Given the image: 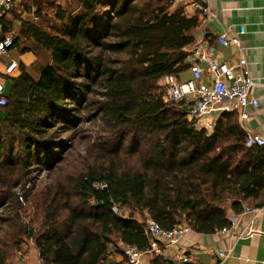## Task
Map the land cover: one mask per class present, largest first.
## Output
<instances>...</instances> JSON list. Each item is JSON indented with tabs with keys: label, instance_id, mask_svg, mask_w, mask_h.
Masks as SVG:
<instances>
[{
	"label": "trees",
	"instance_id": "16d2710c",
	"mask_svg": "<svg viewBox=\"0 0 264 264\" xmlns=\"http://www.w3.org/2000/svg\"><path fill=\"white\" fill-rule=\"evenodd\" d=\"M75 2L69 10L37 0L38 22L15 16L20 26L12 49L35 53L34 45L50 62L35 53L38 75L21 66L11 80L0 117V150L7 154L0 169L18 170L16 186L24 189L30 167L45 165L63 147L57 137L73 117L81 123L79 117L89 116L99 133L79 176L32 200L30 209L41 214L33 221L21 216L29 195L22 203L7 190L11 209L0 205V264L20 250L21 237L33 240L41 264H104L121 244L147 250L146 219L164 230L184 224L212 235L230 226V212L263 207L264 147L246 146L237 114H220L208 132L188 120L185 102L163 98V79L190 67L199 19L176 0ZM13 24L3 18V34ZM8 137L16 139L17 154L4 145Z\"/></svg>",
	"mask_w": 264,
	"mask_h": 264
},
{
	"label": "crops",
	"instance_id": "0c3cea01",
	"mask_svg": "<svg viewBox=\"0 0 264 264\" xmlns=\"http://www.w3.org/2000/svg\"><path fill=\"white\" fill-rule=\"evenodd\" d=\"M208 7L212 16L206 19L198 17L200 23L194 33L196 43L188 48L189 56L194 48L201 45L208 53L211 51L209 54L211 58L219 62H230L239 57L246 59L248 72L257 84L251 96L258 101L259 105L257 108H247L248 118L245 120L240 118L239 113L236 114L248 136H264V0H208ZM33 13L38 20L31 18ZM15 15L21 19H25L26 16L33 22L39 21L34 3L17 1L13 13L5 18L8 22L20 25V20L15 19ZM241 28H244L245 33L240 36L239 48L219 44V35L228 33L229 36H233ZM3 59L4 63L0 62V76H3L5 67L11 61L19 65L12 78L20 75L21 66H24L27 72H31L38 61L35 53L21 51L9 54ZM191 77L192 71L189 67L177 80L186 81ZM12 78L5 77L8 93ZM0 112L4 114L2 110ZM219 251L228 252V257L218 259ZM27 253L23 255L24 260L17 258L11 264H41L35 247L32 252L29 250ZM119 253L120 250L116 252V255H110L108 259L125 264ZM179 254L189 258L188 264H264V206L255 214H242L235 229L227 233L204 235L189 230L181 240L179 248L162 249L159 257L144 255L142 264H156L155 258L165 260L167 264H179L175 258V255Z\"/></svg>",
	"mask_w": 264,
	"mask_h": 264
},
{
	"label": "built area",
	"instance_id": "2783aa9c",
	"mask_svg": "<svg viewBox=\"0 0 264 264\" xmlns=\"http://www.w3.org/2000/svg\"><path fill=\"white\" fill-rule=\"evenodd\" d=\"M19 0H0V22L3 18L12 14L14 6ZM37 0H22L23 3L33 4ZM184 7V12L190 17L210 18L212 16L208 7V0H176ZM27 16V13H26ZM25 18H28L26 17ZM31 18L38 20L33 13ZM244 28H241L233 36L224 33L218 36V42L225 47H240V36ZM14 45L12 33L3 34L0 29V56H8ZM211 52V51H210ZM210 52L203 46L194 48L189 56L192 77L186 81H179L174 76H166L163 81L165 86V102H185L188 110V120L192 121L198 128H205L212 132L218 116L224 112L239 113L240 118H248L247 108H257L259 103L252 98L251 92L257 86L247 69V61L239 57L230 62H219L210 57ZM19 65L11 61L0 76V110L7 105L8 90L6 78H12ZM246 146L264 147V136L250 135L247 137ZM96 188H104L105 184H96ZM114 213H119L118 208L113 207ZM258 208L246 207L242 214L258 212ZM229 213L230 226L220 230L227 233L235 229L240 216ZM190 229L184 224L178 225L171 230H164L156 223L147 219L144 225V233L149 240L146 251H139L135 246L120 245L118 254L125 264H142L144 255L159 257L162 249H177L181 240ZM248 234V233H247ZM228 252H217L218 259L227 258ZM179 264H188L189 258L185 255H175ZM22 260L24 257L22 256ZM104 264H120L116 260H107ZM171 264V263H170Z\"/></svg>",
	"mask_w": 264,
	"mask_h": 264
},
{
	"label": "rangeland",
	"instance_id": "374dc122",
	"mask_svg": "<svg viewBox=\"0 0 264 264\" xmlns=\"http://www.w3.org/2000/svg\"><path fill=\"white\" fill-rule=\"evenodd\" d=\"M51 2L56 4H61L64 7H68L69 10L76 9V2L75 0H51ZM49 17L54 16V11L46 10L44 11ZM17 17V15H15ZM14 27L12 28V35L15 36L19 31V26L17 23L13 24ZM47 28V25H44ZM59 27V23H56V28ZM56 30V29H55ZM33 51L37 53L38 58L43 61V63L50 62V56L48 53L42 51L38 47L32 45ZM19 49L15 48L10 51L9 54H13L18 52ZM5 57V56H4ZM3 56H0V62L4 63ZM33 76H37L38 72L33 71L31 73ZM10 81V80H9ZM83 114L86 113L85 110L82 112ZM3 114L0 112V116ZM81 115V113H80ZM81 119H83L81 121ZM75 123H72L69 126V130L60 133L57 137V140H61L63 142V147L61 149L54 150L55 154L52 157L53 160L49 162H43L45 165H32L30 167L31 174L29 175V181H27L24 185V189L21 186H16V182L18 178H20V173L18 170H14L13 168H1L0 169V190H2L0 205L4 203L3 207L5 209H11L10 204V195L7 190L10 189L11 192H16L18 199L20 202L25 201V195L28 196V202L24 204V209L21 210L22 221L24 223H28L36 219L35 217L41 214H36L33 209H30L32 200L40 197L41 191L47 187H53L59 183H66L68 181H72L79 176L80 172L87 167V163L85 162L86 157L88 156L87 151L92 144L97 139L100 125L98 122H91L90 117L86 115H82L79 117L77 122L75 117L72 118ZM17 141L15 138L8 137L4 138V145L7 149L12 148L15 150L14 154L18 153L16 149ZM7 154L0 150V165L3 163V160L6 158ZM92 160V159H91ZM93 161V160H92ZM50 165V166H49ZM50 167V168H48ZM30 192V193H29ZM24 200V201H23ZM2 208H0L1 212ZM9 211V210H8ZM129 211L127 209H123L120 214L123 216H128ZM147 220V219H146ZM5 227L4 225H1ZM22 243L20 245V250L15 253L14 257L10 259L9 264L13 263L17 258H22L23 255H27V251L32 252L34 249V243L32 239L27 237H21ZM119 250V248H118ZM117 252V251H116ZM116 252H112L111 255H116Z\"/></svg>",
	"mask_w": 264,
	"mask_h": 264
}]
</instances>
